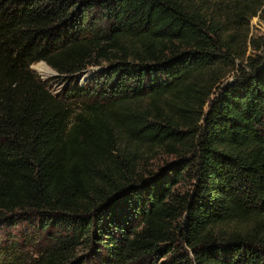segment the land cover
Returning a JSON list of instances; mask_svg holds the SVG:
<instances>
[{"label":"trees","instance_id":"obj_1","mask_svg":"<svg viewBox=\"0 0 264 264\" xmlns=\"http://www.w3.org/2000/svg\"><path fill=\"white\" fill-rule=\"evenodd\" d=\"M263 10L0 0V264H264Z\"/></svg>","mask_w":264,"mask_h":264},{"label":"rangeland","instance_id":"obj_2","mask_svg":"<svg viewBox=\"0 0 264 264\" xmlns=\"http://www.w3.org/2000/svg\"><path fill=\"white\" fill-rule=\"evenodd\" d=\"M261 19L258 18L257 16L252 17L249 20V33L252 36H258L264 31V10L261 12ZM43 68H47L48 70H45ZM31 69L34 71L36 76L42 80L48 83L47 89L49 90L50 93L53 95H58L61 93L63 87L65 86V82H62L59 79H55L56 73L50 69L48 66H46L44 63H34L31 65ZM90 70V69H89ZM88 71V70H87ZM94 69H92L87 75H84L83 77L81 76L80 78L75 77L72 84L76 85H83L84 83H80L79 81H86L87 76H89L90 73H92ZM233 77V72L228 73L224 78H223V83H227L232 80ZM171 156H167L164 154H157L154 155L152 158L148 159V164L147 166L152 168L153 170L156 169V167L161 166L162 164L167 163ZM180 190H183L185 188H188L189 184L187 182L185 183H180Z\"/></svg>","mask_w":264,"mask_h":264},{"label":"bare ground","instance_id":"obj_3","mask_svg":"<svg viewBox=\"0 0 264 264\" xmlns=\"http://www.w3.org/2000/svg\"><path fill=\"white\" fill-rule=\"evenodd\" d=\"M43 69L48 70L47 68H43ZM94 70H95V69H94Z\"/></svg>","mask_w":264,"mask_h":264}]
</instances>
